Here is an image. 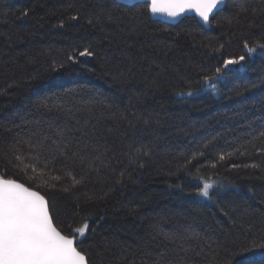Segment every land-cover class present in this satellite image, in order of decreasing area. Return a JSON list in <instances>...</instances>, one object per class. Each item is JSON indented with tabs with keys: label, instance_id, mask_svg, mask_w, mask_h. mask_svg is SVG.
<instances>
[{
	"label": "trees",
	"instance_id": "obj_1",
	"mask_svg": "<svg viewBox=\"0 0 264 264\" xmlns=\"http://www.w3.org/2000/svg\"><path fill=\"white\" fill-rule=\"evenodd\" d=\"M0 177L88 264H264V0H0Z\"/></svg>",
	"mask_w": 264,
	"mask_h": 264
},
{
	"label": "snow or ice",
	"instance_id": "obj_2",
	"mask_svg": "<svg viewBox=\"0 0 264 264\" xmlns=\"http://www.w3.org/2000/svg\"><path fill=\"white\" fill-rule=\"evenodd\" d=\"M223 0H151L153 14L176 16L194 9L204 20ZM248 48V45H245ZM248 51H253L248 48ZM80 55H91L88 50ZM244 59V57H240ZM237 61H226V64ZM210 185L200 195L207 197ZM87 226L79 229L81 235ZM0 264H86V258L73 246V240L54 226L42 195L15 180L0 177Z\"/></svg>",
	"mask_w": 264,
	"mask_h": 264
},
{
	"label": "water",
	"instance_id": "obj_3",
	"mask_svg": "<svg viewBox=\"0 0 264 264\" xmlns=\"http://www.w3.org/2000/svg\"><path fill=\"white\" fill-rule=\"evenodd\" d=\"M118 3H121V4H123V5H126V6H133V5H135V4H137V3H147L148 4V10H149V15H150V17H151V19H153V20H158V21H161V22H163V23H166V24H170V25H174V24H177L181 19H183L184 17H195L197 20H198V22L203 26V27H205V28H209L210 27V19H211V17L216 13V12H218L219 10H221L224 6H225V4H226V2L228 1V0H223V2L222 3H220L219 5H218V7H216V8H214L213 10H212V12L211 13H209V21L207 22V23H205L204 22V20L203 19H201V17L196 13V11L194 10V9H186L185 11H183V12H180L178 15H176V16H169L166 12H158V13H155V14H153L152 12H151V10H150V5H151V0H116ZM11 180H13V179H11ZM16 181V180H15ZM17 183H20V182H18V181H16ZM20 184H22V183H20ZM23 185V184H22ZM24 187H27V186H25L24 185ZM27 188H29V187H27ZM29 190H31V191H36V190H34V189H31V188H29ZM36 192H38V191H36ZM39 193V192H38ZM40 194V193H39ZM40 195H42V194H40ZM43 196V195H42ZM44 197V196H43ZM44 199H45V201H46V203H47V206H48V202H47V200H46V198L44 197ZM48 209H49V207H48ZM49 214H50V212H49ZM50 217H51V215H50ZM53 222V221H52ZM54 224V223H53ZM55 226V225H54ZM56 227V226H55ZM58 230V229H57ZM59 231V230H58ZM61 234L62 235H64L62 232H61ZM66 236V235H65ZM68 238H70V239H72L73 240V246L74 247H76V244H75V242H76V240H75V238L74 237H70V236H67ZM77 248V247H76ZM77 251H79L78 249H77ZM82 255H84L83 253H81ZM85 256V255H84ZM86 258V257H85ZM86 264H88L87 263V259H86Z\"/></svg>",
	"mask_w": 264,
	"mask_h": 264
},
{
	"label": "rangeland",
	"instance_id": "obj_4",
	"mask_svg": "<svg viewBox=\"0 0 264 264\" xmlns=\"http://www.w3.org/2000/svg\"><path fill=\"white\" fill-rule=\"evenodd\" d=\"M212 86H213V84H211V83H209L208 85H205V90H208L209 88H212ZM205 184H207V185H210V187L208 188V192H209V190H210V188L213 186V182L212 181H205V183H204V186H205ZM204 188V187H203ZM202 188V189H203ZM201 196H203V195H201ZM203 197H205V196H203ZM198 198H200V199H204V198H202V197H200V196H198Z\"/></svg>",
	"mask_w": 264,
	"mask_h": 264
}]
</instances>
